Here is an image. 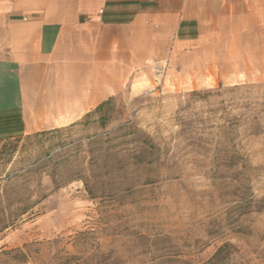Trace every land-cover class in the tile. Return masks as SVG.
<instances>
[{"label": "rangeland", "instance_id": "rangeland-1", "mask_svg": "<svg viewBox=\"0 0 264 264\" xmlns=\"http://www.w3.org/2000/svg\"><path fill=\"white\" fill-rule=\"evenodd\" d=\"M155 64L80 122L0 142V264H264V80Z\"/></svg>", "mask_w": 264, "mask_h": 264}, {"label": "crops", "instance_id": "crops-1", "mask_svg": "<svg viewBox=\"0 0 264 264\" xmlns=\"http://www.w3.org/2000/svg\"><path fill=\"white\" fill-rule=\"evenodd\" d=\"M167 60L264 80V0H0V140L74 125Z\"/></svg>", "mask_w": 264, "mask_h": 264}, {"label": "trees", "instance_id": "trees-1", "mask_svg": "<svg viewBox=\"0 0 264 264\" xmlns=\"http://www.w3.org/2000/svg\"><path fill=\"white\" fill-rule=\"evenodd\" d=\"M108 102V101H107ZM107 102L101 104L98 108H96V111L100 110L102 107H104ZM88 116V115H87ZM54 131V130H53ZM53 131H45V132H42V133H38V134H35V135H31V136H40V135H46L50 132H53ZM31 136H27L26 139H29L31 138ZM22 140V138H17V139H14V140H0V142H2L4 144L5 147L7 146H13L15 143H18ZM220 250L215 254V258L219 256L220 254Z\"/></svg>", "mask_w": 264, "mask_h": 264}, {"label": "built area", "instance_id": "built-area-1", "mask_svg": "<svg viewBox=\"0 0 264 264\" xmlns=\"http://www.w3.org/2000/svg\"><path fill=\"white\" fill-rule=\"evenodd\" d=\"M153 72L155 73L157 78H162L165 75V66L156 63L153 66Z\"/></svg>", "mask_w": 264, "mask_h": 264}]
</instances>
